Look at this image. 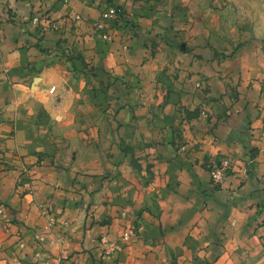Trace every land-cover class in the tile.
Listing matches in <instances>:
<instances>
[{"label":"rangeland","instance_id":"rangeland-1","mask_svg":"<svg viewBox=\"0 0 264 264\" xmlns=\"http://www.w3.org/2000/svg\"><path fill=\"white\" fill-rule=\"evenodd\" d=\"M53 1L39 0L44 9L22 27L27 32L28 26H32L40 36L33 45L40 58L20 60L13 67H8L6 62L3 64L0 58L4 65V81L9 85L5 97L11 100L5 103L7 115L13 117L9 133L15 136L20 131L26 145L25 154L21 151L14 156L0 157V179L14 175L12 183L17 195H33L34 188L29 181L35 166L52 165L63 169L70 175L75 195L90 197L97 194L99 205L108 202L114 182H130L134 176L142 178L135 181H138V191L154 209V212L149 210L145 204L143 211L158 216L160 193L154 186L151 168L157 160L155 153L162 146L166 147V142L159 135L160 140L136 137V141H126L127 127L144 131L153 121L147 115L156 117L166 108L172 111V103L177 108L175 96L181 93L194 100L193 110L188 112L187 109L184 116L196 114L198 122L206 127L212 116L207 109L208 103L217 98L211 92L216 93L221 86L224 87L220 90L224 92L223 96L228 95L232 101L240 94L241 87L248 88L245 95L249 101H261L252 113L264 115V0H123L131 9L116 0L104 3L97 0L94 6L100 9L99 15L91 22L90 33H86L98 38L95 37L89 47L83 41L84 50L75 49V43L80 42L77 38L87 36L80 29L84 22L82 16L69 8V0H60V4L69 10L64 18L70 23L68 28L62 27V16L53 19L45 13ZM110 9H115V16H109ZM12 18L13 15L8 13L5 22L12 23ZM141 19L147 21L142 36L148 44L145 50L141 49L144 55L133 62L128 58L132 50L129 41L139 35ZM72 30L74 33L69 32ZM50 33L55 35L53 40L44 39ZM111 49L121 52L115 60L117 74L112 70L115 61L108 59ZM177 109L179 111H175L182 117V108ZM127 115L132 118L131 124L124 125ZM141 115L147 117L145 123L137 118ZM248 120L245 126L248 137L250 132L264 130V126L256 127L262 123L254 124L250 118ZM199 127L190 125L189 132L192 128L199 131ZM261 130L256 134L264 137ZM203 141L204 137L187 139L180 130L179 135L167 142L173 153L170 160L186 158L192 150L201 151ZM252 143L247 139L243 147L246 158L238 171H231L233 161L230 159L206 163L210 177L215 168L223 172L221 182L215 184L211 180L215 188L221 187L232 175L238 180L233 189L235 192L249 179L262 185L254 194H264V175L257 168L260 152L264 150ZM144 161L146 164L142 166ZM248 191L253 190L249 188ZM254 198L260 213L264 210V197ZM44 206L42 213H45ZM81 206L86 215L96 204L90 202ZM120 215L126 219L127 211L121 210ZM145 223L146 232L148 225L158 229L157 232L152 230L155 234H148L156 237V245L163 244L164 232L172 228ZM55 225L54 218H47L43 231L35 235L34 241L43 243ZM263 225L264 220L257 224L258 227ZM122 229L115 240L103 236L97 240L101 257L95 264H115L119 243L142 240V229L136 224L123 223ZM127 230L133 231V237L125 241L123 235ZM255 233L254 230L251 235L255 237H252L255 240L252 245L256 244L257 249L252 245L245 247L249 249L240 253L239 264H264V236ZM221 242L218 237L213 244L220 247ZM165 256L169 264H173L172 251L166 250ZM210 259L206 264H214L217 260ZM41 262L59 264L60 260L44 259Z\"/></svg>","mask_w":264,"mask_h":264},{"label":"crops","instance_id":"crops-1","mask_svg":"<svg viewBox=\"0 0 264 264\" xmlns=\"http://www.w3.org/2000/svg\"><path fill=\"white\" fill-rule=\"evenodd\" d=\"M38 1L0 0V58L8 67L19 64L20 60L34 61L40 58L33 47L40 36H37L32 26H28L27 32L22 29L23 23L28 22L32 16L41 13L44 9ZM96 1L69 0L68 3L69 8L82 16L84 22L80 24V29L82 28L81 32L86 35V32L90 33L91 22L99 15L100 9L94 6ZM98 1L104 3L106 0ZM116 2L130 8L123 0ZM68 11L60 4V0H54L51 6L45 9V13L53 19L62 16L61 23L64 28L70 26L69 20L64 18L67 17ZM8 13L13 15L12 23L5 22ZM141 21L139 35L129 41L132 50L128 58L133 62L144 55L141 49L145 50L148 44L142 36L147 21L142 19ZM69 32L74 33V30ZM54 36L50 33L43 37L53 40ZM82 36L83 38H77L80 42L75 43V49L82 50L83 41H85L84 45L89 47L97 37ZM94 51L98 52L97 49ZM120 53L111 49L108 59L115 61L117 54ZM112 63L114 64L112 70L117 74L116 61ZM3 64L0 63V157L14 156V153L21 151L25 154L26 149L24 138L19 135L20 131L16 132L15 136L9 133V124L13 117L9 118L10 115L8 116L5 111V103L11 100L10 97H5L9 85L4 81ZM223 88L221 86L215 88L216 93L211 92L217 98L208 103L207 109L212 116L211 122L207 123L206 127L198 122L196 114L184 116L186 111L191 112L194 108V105L192 106L194 100L186 93L175 96L174 100V104H178L177 108H182L183 118L178 115L176 111L179 109L172 103V111L166 108L156 117L147 115L153 121L144 131L127 127L126 141H136V137L160 140L159 135L166 142V147L162 146L155 153L157 160L154 161L155 166L151 168L154 173V186L160 193L158 202H161V206L159 204L158 216L143 211L145 204L149 210L154 209L138 191V181H135H141L142 178L136 179L132 176L130 182H114L112 193L108 194V202L104 200L106 204L99 205L97 194L90 197L83 195L81 197L79 193V196L75 195L70 184V175L52 165L33 167L29 181L34 188L33 195H17L12 183L15 180L14 175L8 174L2 177L0 179V209L3 210V214L0 215V264H43L41 261L44 259L56 260V258L60 260L59 264L99 263L101 255L97 240L102 236L115 240L123 231V223L136 224L142 229L143 236L142 240L136 243H119L118 260L115 264H169V259L165 256L166 250L172 251L173 264L197 262L206 264L211 257L217 259L214 264H239L240 253L244 249H249L245 247L255 243V240H252L255 237L251 236L254 230L256 236H264V225L257 226L264 220V210L260 213L257 211L254 198V196L264 197L260 192L254 194L262 185L248 179L235 192L233 189L235 184H238V180L231 175L221 187L215 188L211 183L206 163L218 159H230L233 161L231 171L234 172L239 170L246 158L243 147L247 139L264 150V137L256 134L261 129L254 133L250 132L248 137V130L245 128L249 118L254 124L259 122L263 124L256 127L264 126V115L260 114L261 112L252 113L261 101L250 102L245 95L248 94V88L241 87L240 94L235 99L232 98L233 101L228 95L223 96L224 92L220 91ZM15 92L17 94V89ZM189 105L192 108H189ZM141 116L137 118L145 123L147 117ZM262 118L263 122H261ZM130 120L132 118L130 119L129 115L124 116V125L131 124ZM154 121L157 123L154 124ZM133 123L136 124V121L134 120ZM190 125H199V131L192 128V132L191 130L189 132ZM180 130L187 139L196 140L204 137V145L201 151L192 150L186 158L171 161L172 148L167 142L172 141L176 134L179 135ZM213 139L214 142L211 141ZM145 164V161L141 162L142 166ZM257 168L259 173L264 175V151L260 152ZM249 188L253 191H248ZM90 202L95 203L96 206L85 215L81 205ZM43 205H45V213L41 211ZM123 209L127 211L126 219L120 215ZM49 217L56 220V225L49 232L50 234L48 233L49 235H43L46 236L43 243L34 241L35 235L43 231ZM145 221L154 225L160 224L163 229L172 228L164 232L163 240L160 239L163 244L156 245V237L153 238L148 233L155 234L152 230L155 229L153 231L157 232L158 229L148 225L149 230L146 232ZM216 235L222 241L220 247L213 244V241H217ZM145 238L148 239L147 242L144 241ZM252 246L256 249L258 247L256 244ZM36 254H38L37 258L34 257Z\"/></svg>","mask_w":264,"mask_h":264},{"label":"built area","instance_id":"built-area-1","mask_svg":"<svg viewBox=\"0 0 264 264\" xmlns=\"http://www.w3.org/2000/svg\"><path fill=\"white\" fill-rule=\"evenodd\" d=\"M43 1H48V0H43ZM115 16V9H110L109 10V16ZM52 91H54V89H52ZM223 178V172L221 171V169L219 168H215L211 171V180L213 183L217 184L219 182H221ZM133 237V231L132 230H127L124 235H123V239L125 241L131 239Z\"/></svg>","mask_w":264,"mask_h":264}]
</instances>
